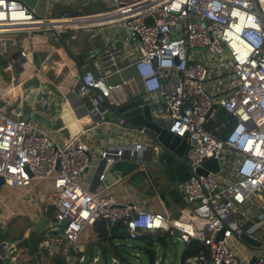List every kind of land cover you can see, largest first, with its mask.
<instances>
[{
  "label": "built area",
  "instance_id": "built-area-1",
  "mask_svg": "<svg viewBox=\"0 0 264 264\" xmlns=\"http://www.w3.org/2000/svg\"><path fill=\"white\" fill-rule=\"evenodd\" d=\"M104 1L106 5L96 11L39 15L22 0H0V37L23 32L30 39L42 34L61 40L65 32L74 41L76 30L109 24L134 34L137 44L126 52L135 55L128 64L146 94L161 96L158 112L168 131L186 140L187 165L195 173L213 158L219 172L194 174L179 185L188 207L187 220L148 212L136 202H119L112 193H93L79 180L90 168L87 143L75 138L57 144L11 96L0 106L4 185L29 187L51 180L56 220H69L61 228V240L74 251L81 231L103 219L111 227L122 223L130 240L157 233L175 236L183 244L200 242L202 248L181 264H243L230 240L234 237L243 244L240 222L245 216L240 218L256 210L260 221L255 237L261 244L252 251L256 259L250 264H264V0ZM26 54L20 50L1 66L19 70ZM117 57L109 55L97 64V71L83 68L79 90L85 93L90 88L100 97L111 96L119 85L107 81L111 71L101 66L109 62L117 67ZM221 110L228 119L219 124L226 131L218 137L207 126ZM98 261L77 257V264ZM111 262L119 264L115 257Z\"/></svg>",
  "mask_w": 264,
  "mask_h": 264
},
{
  "label": "crops",
  "instance_id": "crops-1",
  "mask_svg": "<svg viewBox=\"0 0 264 264\" xmlns=\"http://www.w3.org/2000/svg\"><path fill=\"white\" fill-rule=\"evenodd\" d=\"M46 2L45 12H36L37 9L26 2L24 3L39 15L53 14V8H56V13L53 15H59L65 11L86 13L96 11L106 5L104 0H46ZM75 32L77 37L74 41L69 40L66 36L64 39L56 40L53 35L42 34L35 35L30 39L23 32L2 35L3 37H0V56L4 57L5 61L11 62L20 50H24L27 54L21 69H3V73L6 74L16 71L18 78L14 77L9 83H5L0 76V106L4 105L5 98L15 96L20 101V106L26 117L32 118L34 113L41 116V119L35 120L47 129L57 144H67L75 138L83 139L88 146L90 168L79 177V180L84 187L91 189L93 193H112L119 202H136L148 212H167L172 216L189 219L188 207L181 190L179 192L185 203L184 207L174 202L169 194L171 187L161 182L152 170L146 169L142 178L128 175L122 179H113L109 185H104L102 179L107 180L106 177L108 175L113 177V174L102 175L99 183L92 186V177L98 161L110 146V140L117 136L123 128V123L118 124L116 122L117 117L111 112L107 104L113 107L140 93H145V91L134 68L128 64L135 55V51L126 52L137 44L134 34L126 33L119 25L113 24L79 29ZM95 32L97 34L92 36ZM4 40L9 42V48L7 47L6 50L3 45ZM109 55H118L115 60L117 67L107 62L101 68L104 71H111L107 81L119 86L111 96L106 97L105 100H99V106L95 108L92 101L97 95V91L91 89L87 94L80 90L76 94L73 92L74 87L79 82L78 70L86 68L97 71V64ZM117 68H119L118 71H116ZM147 95L158 108L162 106L156 94ZM113 141L115 140L113 139ZM115 142L117 145H124L120 144L118 140ZM136 144L139 145L140 152L146 154L145 144L143 142H136ZM4 186L2 195L8 203V208L13 205L14 212L9 208L10 215L0 214L7 215V222L10 220V223L0 229L2 234L11 233L12 237L19 236L22 238L26 229L31 228L43 217L54 219L52 215L56 213V200L51 180L37 181L29 187ZM178 189H180L179 186ZM257 215L256 210L246 211V214L240 218L245 216L240 222L242 229L256 231L260 221ZM20 218L26 219V221L17 222L16 220H20ZM99 223L81 231L75 251L64 241L53 237L48 240V244L45 243L44 239L41 240L46 244L42 249L37 245L36 248L23 249L21 253L25 251V253H30L33 263L38 261L36 257L39 254L43 258L47 254L52 259V256L58 253L62 259L59 262L62 264H77L76 257L80 255L84 256L85 259L89 257L88 261L92 259L87 249L88 245L95 243L97 239L100 244L93 247V257L99 259L97 262L99 264H107L109 261L112 264L111 259L115 257L111 250L112 244L121 247L124 255L133 256L139 264H150L149 261L142 259L143 257L132 255L128 251L130 248H136L141 255V251L137 247L139 242L136 240L132 242L128 237L125 240L118 238H113L111 241L101 240ZM108 228L116 229L119 232L122 223L113 227L108 226ZM172 240L178 241L175 236H168L165 241L157 240L155 242L157 257L154 264H181L184 260L186 244L178 241L177 245H172ZM230 244L240 256L243 264H250L253 252L234 237L230 240ZM103 257H108L109 261ZM168 258H171L170 263L167 262V260L169 261ZM12 264H17V260L15 259ZM119 264L122 263L119 262Z\"/></svg>",
  "mask_w": 264,
  "mask_h": 264
},
{
  "label": "water",
  "instance_id": "water-1",
  "mask_svg": "<svg viewBox=\"0 0 264 264\" xmlns=\"http://www.w3.org/2000/svg\"><path fill=\"white\" fill-rule=\"evenodd\" d=\"M65 36V32H62L61 38L64 39ZM66 50H68L67 47ZM81 58L83 59V56ZM6 62L0 56V64L5 65ZM85 72V69L78 70L79 82L73 89L74 94L77 93L82 85L81 77L85 75ZM90 90V88H86L85 92L88 93ZM156 97L163 103L159 94H156ZM99 100H105V98L100 97L97 93L93 99V104L96 107L99 106ZM107 106H109L117 119L123 120V128L117 136L110 140V146L98 161L92 177V186L99 183L102 175L113 174V177L108 175L106 177L107 180L102 179L104 185H109L113 182V179H122L128 175L142 178L146 169H149L157 175L161 182L171 187L169 194L174 202L184 207L185 203L182 200L178 186L188 180L191 175L206 174L208 171L213 173L219 172V163L213 158L205 160L202 163V167L197 168L195 173L192 172L184 159L188 147L186 140L168 131L166 120L158 112L159 108L146 93H140L113 107L109 104ZM32 119L39 120L41 116L38 113H34ZM113 139L115 141L118 140L120 144L124 145H117ZM136 142H143L145 144L146 154L140 152L139 145ZM3 186L4 181L0 176V189ZM89 190L93 192L91 189ZM68 223V219L57 221L55 218L43 217L34 223L31 228L26 229L25 235L22 238L18 236L17 239L0 245V264L14 263V260L23 249L36 248L37 245L42 249L45 246V243L41 241L43 239L47 241L50 238L56 237L61 240V228L65 227ZM222 234L223 230L217 233L215 239H220ZM255 234V231L248 233L246 230H243L240 234V239L244 246L251 251H255L261 244L255 237ZM98 244L100 243L96 239L95 243L88 245L87 250L91 258L94 255L93 247H96ZM171 244L177 245L178 241L172 240ZM263 249L261 248V250ZM36 258L38 259L37 263L31 264H40L43 261L41 254L37 255ZM255 259L256 256L253 255L250 263H253ZM122 264H139V262L128 260Z\"/></svg>",
  "mask_w": 264,
  "mask_h": 264
},
{
  "label": "trees",
  "instance_id": "trees-1",
  "mask_svg": "<svg viewBox=\"0 0 264 264\" xmlns=\"http://www.w3.org/2000/svg\"><path fill=\"white\" fill-rule=\"evenodd\" d=\"M227 119H228V114L225 111L221 110L218 113L217 117L214 120H212V122H210L211 125L208 124L207 129L212 131L218 137H222V136H224V133L226 130L223 129L222 127H220L219 124L221 122L227 120ZM217 129H218V131H217ZM213 130H215V131H213ZM52 216L56 219V213H54V215H52ZM97 223H99V226L101 227V228L99 227V237L103 241H105V240L111 241V239H113V238L125 240L128 236L127 231H126L123 224H122V228L119 229V232H117L116 229L108 228L107 222L103 219L98 220ZM97 223H95V225ZM2 235L3 234H1V231H0V245L5 243V242L13 241V240L17 239V237H12V236L8 237L5 234H4V236H2ZM168 236L169 235H167V234L160 235V234H155V233L154 234L142 233V234L138 235L135 240L137 242H139L137 247L141 251V257H143L142 259L149 261L150 264H154L156 261V257H157L154 244L157 240L165 241L166 237H168ZM201 248H202V244L200 242H198L196 240H191L189 243L186 244L185 254L183 256L184 257L183 259H185L186 257H188L190 255L197 253ZM111 250H112L115 258H117V260L120 263L126 262L128 260H132L131 257H128L126 254L125 255L123 254L121 247H119L115 244H112ZM30 256H32L30 253H25V252L21 253L16 258L17 264L33 263ZM49 257H50L49 255L45 254V257L43 258V261L40 262V264H55V263L56 264H62L61 262H59V260H62L60 258L61 256L59 254L54 255L52 257V259H50ZM103 258L106 261H109L108 257H103Z\"/></svg>",
  "mask_w": 264,
  "mask_h": 264
},
{
  "label": "rangeland",
  "instance_id": "rangeland-1",
  "mask_svg": "<svg viewBox=\"0 0 264 264\" xmlns=\"http://www.w3.org/2000/svg\"><path fill=\"white\" fill-rule=\"evenodd\" d=\"M24 2H26V3H28L31 7H34L35 9H37V11L39 12H45V10H46V6H47V2H46V0H38V1H36V0H23ZM56 8H53V14L54 13H56V10H55ZM3 45H4V47H5V50H6V48L8 47L9 48V42L8 41H5L4 43H3ZM0 46H1V43H0ZM0 76H1V79L5 82V83H9L11 80H13V78L15 77V78H18V73L16 72V71H13V73H9V74H6V73H3V67L0 65ZM5 186H3L2 187V189H0V214H3V213H6V214H11L10 212H9V208H11V210L13 211L14 209H13V205H10L9 206V208L7 207V202H6V199H5V197L2 195V192H3V188H4ZM8 187V186H7ZM3 196V197H2ZM14 212V211H13ZM0 215V229H2V227H4L6 224H8V223H10L9 221L7 222V218H6V216L7 215ZM14 219V218H13ZM17 222H25L26 221V219H23V218H20V220L19 219H17L16 220ZM4 224V225H3ZM2 234V233H1ZM6 236H12V234L11 233H7V234H5ZM2 236H4V234L2 235ZM132 242H134V240H132ZM132 255H136L137 253L139 254H137L138 256H141L140 255V253H139V251L136 249V248H130L129 250H128ZM245 251L247 252V250L245 249ZM85 256H86V254H85ZM168 257H171V256H168ZM76 259H77V257H76ZM131 259L132 260H135L134 258H133V256H131ZM169 259V261L167 260V262L168 263H170V260H171V258H168ZM86 261H88L89 260V257H86V259H85ZM86 263V262H85ZM82 264V263H81ZM96 264H99V263H96ZM108 264H110V261L108 262Z\"/></svg>",
  "mask_w": 264,
  "mask_h": 264
},
{
  "label": "bare ground",
  "instance_id": "bare-ground-1",
  "mask_svg": "<svg viewBox=\"0 0 264 264\" xmlns=\"http://www.w3.org/2000/svg\"><path fill=\"white\" fill-rule=\"evenodd\" d=\"M36 1H38V0H36ZM36 12H38V11H36ZM17 33V32H16ZM20 33V32H19ZM22 33V32H21ZM7 36V35H6ZM3 37V36H2ZM5 41V40H4ZM4 58V57H3ZM6 60V59H5ZM87 94V93H86ZM93 102V101H92ZM220 119V118H219ZM217 120V119H216ZM214 122V121H213ZM210 125H211V123H209ZM215 124V123H214ZM220 129V128H219ZM209 130V129H208ZM213 131H215V130H213ZM217 131H218V129H217ZM225 134V133H224ZM217 136V135H216ZM90 157V156H89ZM180 190V189H179ZM98 222V221H97ZM96 222V223H97ZM56 238V237H55ZM56 240V239H55ZM48 241V240H47ZM56 242V241H55ZM59 244V243H58ZM80 244V243H79ZM46 245V244H45ZM51 246V245H50ZM52 247H53V245H52ZM37 250V249H36ZM40 250V249H39ZM47 250V249H46ZM38 251V250H37ZM71 251H72V249H71ZM23 252V251H22ZM26 252V251H25ZM54 252V251H53ZM33 253H34V251H33ZM58 254V253H57ZM53 257V256H52ZM33 258V257H32Z\"/></svg>",
  "mask_w": 264,
  "mask_h": 264
}]
</instances>
